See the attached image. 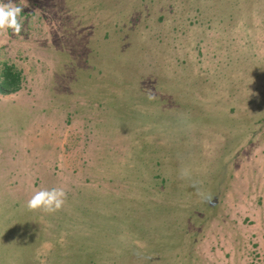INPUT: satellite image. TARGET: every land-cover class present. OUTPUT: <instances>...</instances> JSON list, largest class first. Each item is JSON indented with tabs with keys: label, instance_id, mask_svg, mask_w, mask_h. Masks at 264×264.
I'll list each match as a JSON object with an SVG mask.
<instances>
[{
	"label": "rangeland",
	"instance_id": "rangeland-1",
	"mask_svg": "<svg viewBox=\"0 0 264 264\" xmlns=\"http://www.w3.org/2000/svg\"><path fill=\"white\" fill-rule=\"evenodd\" d=\"M15 2L0 264H264V0Z\"/></svg>",
	"mask_w": 264,
	"mask_h": 264
},
{
	"label": "clouds",
	"instance_id": "clouds-1",
	"mask_svg": "<svg viewBox=\"0 0 264 264\" xmlns=\"http://www.w3.org/2000/svg\"><path fill=\"white\" fill-rule=\"evenodd\" d=\"M23 8L15 0H0V29H12L19 33L22 29ZM66 192L63 188L36 191L27 201L31 210L44 209L49 212L60 209L64 203Z\"/></svg>",
	"mask_w": 264,
	"mask_h": 264
},
{
	"label": "trees",
	"instance_id": "trees-1",
	"mask_svg": "<svg viewBox=\"0 0 264 264\" xmlns=\"http://www.w3.org/2000/svg\"><path fill=\"white\" fill-rule=\"evenodd\" d=\"M91 56L92 55H90V57ZM0 65H1V67H0V93L5 95V94H10V93H14V92L19 91L21 89V86H22V79H23L22 78V72L17 70L14 67L15 65L11 66L8 63V61L0 60ZM93 70H97L100 73V72H102L103 68H96L95 67ZM57 99H58V97H57ZM59 101H60V99H59ZM181 129L184 132V130L186 128L180 127L179 130H181ZM143 147H145V146H143ZM225 150H226V148H225ZM223 151H224V148H223ZM223 153L224 152H222V154H220L221 157L218 159V162L220 160H222V158L224 156ZM218 169H220V167ZM217 170H216V172H217ZM214 174L216 176V178H214L215 183H217V182L220 183V180L222 182V181H225L228 179L227 175H225L224 173H222L223 175L221 174L223 177L220 176V173L219 174L214 173ZM163 181L165 182V180H163ZM162 217H163V215H162Z\"/></svg>",
	"mask_w": 264,
	"mask_h": 264
}]
</instances>
